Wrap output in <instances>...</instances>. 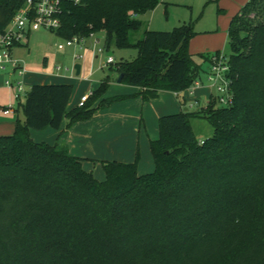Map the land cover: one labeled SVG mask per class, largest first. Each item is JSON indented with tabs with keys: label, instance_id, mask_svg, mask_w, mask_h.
<instances>
[{
	"label": "trees",
	"instance_id": "16d2710c",
	"mask_svg": "<svg viewBox=\"0 0 264 264\" xmlns=\"http://www.w3.org/2000/svg\"><path fill=\"white\" fill-rule=\"evenodd\" d=\"M25 1L0 0V34ZM161 1L63 0L56 32H103L107 48L136 46L135 60L115 65L121 82L141 87L144 99L180 92L203 78L212 52H190L192 22L147 29L133 42L140 16ZM228 38L231 104L211 98L190 111L182 101L187 108L160 116L148 173H138L137 153L133 162L102 160L99 180L60 142L62 132L55 143L31 136L90 119L106 81L71 109L73 84H33L16 108L23 119L0 134V264H264V0L231 17ZM193 116L214 134L199 140Z\"/></svg>",
	"mask_w": 264,
	"mask_h": 264
},
{
	"label": "rangeland",
	"instance_id": "374dc122",
	"mask_svg": "<svg viewBox=\"0 0 264 264\" xmlns=\"http://www.w3.org/2000/svg\"><path fill=\"white\" fill-rule=\"evenodd\" d=\"M246 1L162 0L153 10L140 16L142 26L132 33L131 40L136 42L141 39L147 29L170 31L183 23L192 22L194 31L197 33L194 37L214 34L216 47L224 50L229 55L231 51L228 29L231 18L228 13L234 9L237 11ZM219 8L226 9V13H219ZM241 35L244 36V32ZM96 37L99 38V43L96 45L93 38L88 39L89 47L84 52L81 51L83 57L76 58L75 52L79 51L77 48H58V43L65 41V38L59 35L56 30L44 28L32 30L28 37V44L24 43L23 48L27 51L24 58L26 65L35 73L29 76L26 74L23 77L25 91L28 92L33 83L69 81L74 85L71 99L72 106L78 103L82 94L93 92L100 87L103 81H106L107 89L105 95H103L104 98H100L95 102L94 107H97V109L90 118L91 121L88 125H85L87 123L79 125L78 129L80 132L83 130L86 133L89 126L88 129L98 134V136L94 139L75 142L78 147L74 151L77 155L93 158L89 163H86L85 169L92 171L99 180L105 178L102 160L124 161L130 156L129 153H132L133 161L137 159V153L139 154L138 162L142 161L145 171L152 169L149 167L154 169L155 162L150 148V140L159 135L158 120L159 113H161L159 103H164L167 106L165 108L167 111L187 107L190 111H193L205 106V104L195 106L194 100L201 99L202 103H206L210 93L215 94V88L205 82L201 86L192 85L190 88L180 91L179 95L173 91L163 90L164 92L155 98L144 99L133 85L117 82L116 80L118 72L115 65L118 66L121 61L135 60L138 56V48L136 46L119 48L115 44L107 48L105 34L101 32L96 34ZM193 38L190 41L189 48L193 47L191 45ZM100 47L104 49V52L98 55L97 50ZM109 56H112L116 63H106ZM45 57H47V64L44 62ZM76 63H80L82 66L79 75L76 74V69H74ZM57 65L62 66L61 72L66 74V78L63 79V75H57L62 78L50 75V72H56L55 67ZM66 67L69 69L66 70ZM6 78L14 80L17 75L11 73L10 68L7 71H0V86H6L2 83ZM190 91H193V93L191 94ZM15 94L16 89L14 88L11 93L6 88L0 90L2 103L11 104L14 107V112L9 115H4L0 107V134L13 131L17 115L20 119H23L21 109L17 112L16 108L20 101L25 100L26 94L23 93L20 98H16ZM120 96H125V98L116 99ZM185 99L187 107L182 105V101H185ZM108 100H110L109 103H107ZM101 101L105 104L104 106H100ZM191 103L194 104L193 107L190 106ZM99 110H103L102 113ZM190 123L199 140L206 139L214 134L213 125L204 117L193 116L190 118ZM32 137L38 141H51L50 139H53L49 132L40 131L39 129H32ZM52 141L55 142V140ZM83 142L87 144L82 147ZM131 143L135 145L133 150L130 149ZM140 171H142L141 168L138 169V172Z\"/></svg>",
	"mask_w": 264,
	"mask_h": 264
},
{
	"label": "built area",
	"instance_id": "2783aa9c",
	"mask_svg": "<svg viewBox=\"0 0 264 264\" xmlns=\"http://www.w3.org/2000/svg\"><path fill=\"white\" fill-rule=\"evenodd\" d=\"M75 1L79 2L80 0ZM62 3L63 0H26L24 5L15 13L5 31L0 34V71H7L10 68V72L17 75L14 80L6 78L4 81L8 88L16 89V98H20L23 93L26 95L28 93L25 91L23 77L28 73L29 68L25 60L14 55V48L25 43L29 33L34 29L58 30L61 25ZM90 38L94 39L96 45L99 43V38L96 37L95 33L90 34L88 37L75 35L59 42L58 48L75 47L79 50L75 52V57L81 58L88 47V39ZM97 51L99 55L104 52V49L100 47ZM106 63L114 64L116 61L112 56H109ZM55 69L56 72H51L52 74L66 76L61 72L62 66L57 65ZM65 69L68 70L69 68L66 67ZM203 78L197 79L194 86H201L208 82V85L215 88V94L212 93L211 98H214L222 106L231 104L235 77L230 65V56L227 52L224 50L212 52L207 72ZM175 93L180 94V92ZM91 94L92 92L82 95L78 105L83 106ZM194 102L195 106L199 105L197 100H194ZM194 104L191 103L190 106L193 107ZM203 107H207V104ZM2 112L4 115H9L14 112V107L12 105L4 106Z\"/></svg>",
	"mask_w": 264,
	"mask_h": 264
},
{
	"label": "crops",
	"instance_id": "0c3cea01",
	"mask_svg": "<svg viewBox=\"0 0 264 264\" xmlns=\"http://www.w3.org/2000/svg\"><path fill=\"white\" fill-rule=\"evenodd\" d=\"M243 1H245V0H243ZM248 1V0H247ZM246 1V2H247ZM164 2V1H163ZM241 9V8H240ZM240 9H238L237 11H236V9H234V10H232V11H230V13H228V14H230V18L235 14L234 12L236 11V13L240 10ZM226 10V9H225ZM32 32V31H31ZM30 32V33H31ZM30 33H29V35H30ZM214 35V34H213ZM213 35L212 34H206V35H199V36H197V37H194L193 38V40H192V42H191V45H193V47L192 48H190V52L191 53H194V54H197V53H203V52H214V51H216L217 49H219V48H217L216 47V43L214 42V40H215V38L213 37ZM29 37V36H28ZM26 44H28V39L26 40V42H25ZM23 45H24V43L23 44H20V45H18V46H16L15 48H14V55L17 57V58H19V59H22V60H24V58H25V56H26V50H25V48H23ZM88 47H89V45H88ZM191 47V46H190ZM89 50V49H88ZM87 50V51H88ZM222 50V49H221ZM90 51V50H89ZM88 51V52H89ZM44 62L47 64V57H45V59H44ZM45 68V67H44ZM42 72V71H41ZM34 74L35 73V71H33L32 69H29V71H28V75L27 76H29L30 74ZM50 75H52V76H54V77H59V78H62L61 76H57L56 74H52L51 72H50ZM26 76V77H27ZM64 78H66V76L65 77H63V79ZM117 80V79H116ZM118 82V81H117ZM2 83H4V81L2 82ZM1 83V84H2ZM44 83H71V82H69V81H50V82H41L40 84H44ZM30 84V83H29ZM33 84H37V83H33ZM32 84V85H33ZM72 84V83H71ZM2 86V85H1ZM0 86V90H2V89H8L9 90V92L11 93V90L12 89H10V88H8V87H6V86H2L1 87ZM74 86V85H73ZM135 87V90L136 91H139V92H141V90H142V88L141 87H138V86H134ZM73 92H74V90H73ZM162 92H164L163 90H161L160 92H159V95H160V93H162ZM191 92V91H190ZM193 93V91L191 92V94ZM213 93V92H212ZM212 93H210V96H209V98H208V100L211 98V94ZM176 94V93H175ZM82 95H84V94H82ZM81 95V96H82ZM105 95V94H104ZM158 95V96H159ZM72 96H73V94H72ZM72 96H71V99H72ZM101 98H104V96L103 97H101ZM71 99H70V102H69V106H68V109H71V108H73L75 105H77V104H74V105H72L71 106ZM80 100V99H79ZM195 100H197L198 101V104H207V102H208V100H207V102L206 103H202V100L201 99H195ZM185 101H186V99H185ZM9 105H11V104H9ZM159 105H160V112L161 113H159L160 115L159 116H162V115H164V114H169V113H175V112H179V111H181L183 108H181V109H179V110H175V111H167V109H165L167 106L164 104V103H159ZM4 106H8V105H6V104H4V103H2V96H0V107L2 108V107H4ZM202 106V105H201ZM111 107V106H110ZM102 111L103 110H99V112L100 113H102ZM99 112H97V113H99ZM96 115V114H95ZM89 121H91V119H87V120H83V121H79V122H76L75 124H73L72 126H70V127H68L67 126V120H65L64 122H63V125H62V127H61V129H54V128H51V127H47V128H44V129H39L40 131H47V132H49V134H50V136H51V138H53V139H50L51 141H46V142H49V143H55L58 139H59V135H60V133L62 132V135H61V137H60V142L62 143V144H64V145H66L67 147H68V149H69V151L72 153V154H74V155H76V156H79V157H82V158H85V160L83 161V164H84V167H85V165H86V163H89L90 162V160H92L93 158H91V157H89V156H80V155H77L76 154V152L74 151L75 150V148L76 147H78V145L76 144L75 145V142H78V141H84V140H89V139H91V138H97V136H98V134H96L95 132H93V131H91V130H89L88 128H90L89 126L87 127V130H86V133L85 132H83V130H81V132L78 130L79 129V125H81V124H83V123H87V124H85V125H88V123H89ZM14 125H15V123H14ZM84 128H85V126H83ZM14 130V129H13ZM13 132V131H12ZM11 131H10V133H12ZM10 133H4V134H10ZM31 136H32V129H31ZM158 137V136H157ZM156 137V138H157ZM34 139V138H33ZM155 139V138H154ZM35 140V139H34ZM52 140H55V142H53ZM203 140V139H202ZM36 141H38V140H36ZM87 143H84L83 142V144H82V147H83V145L85 146ZM131 148L130 149H134V144L133 143H131ZM80 148V147H79ZM82 151H83V149H82ZM130 154V156L128 157V158H126V159H124V161H128V162H133V157H132V153H129ZM105 160V159H104ZM107 160V159H106ZM115 160V159H114ZM155 165V164H154ZM155 167V166H154ZM142 169V171H140V172H138L139 174H143V173H148V172H151V171H153L154 169H153V167H149V168H152V169H147V171H145L146 169H143L144 168V165H143V163H142V161L140 160V162H138V169ZM89 171V170H88Z\"/></svg>",
	"mask_w": 264,
	"mask_h": 264
},
{
	"label": "water",
	"instance_id": "95a60500",
	"mask_svg": "<svg viewBox=\"0 0 264 264\" xmlns=\"http://www.w3.org/2000/svg\"><path fill=\"white\" fill-rule=\"evenodd\" d=\"M75 69H76V74L79 75L81 73V64L80 63H76L75 64ZM123 75H124L123 73L118 75V77H117V81L118 82L122 81Z\"/></svg>",
	"mask_w": 264,
	"mask_h": 264
}]
</instances>
